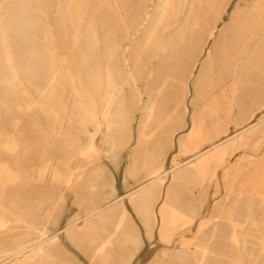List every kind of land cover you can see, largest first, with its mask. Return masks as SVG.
<instances>
[{
	"label": "rangeland",
	"instance_id": "374dc122",
	"mask_svg": "<svg viewBox=\"0 0 264 264\" xmlns=\"http://www.w3.org/2000/svg\"><path fill=\"white\" fill-rule=\"evenodd\" d=\"M18 1L26 25L8 24L0 29V237L32 226L37 230L29 231L32 252L41 246L57 249L52 260L43 264H91L96 246L112 235L114 221L88 223L84 218L145 183L149 172L169 169L172 158L183 162L192 157L191 145L198 144L199 151L207 146L195 139L186 150L179 152L177 147L178 139L190 128L192 83L231 14L243 18L257 0H173L175 8H168L158 27L162 40L156 47L153 34L147 47L143 38L159 18L161 0H81L76 42L66 19L71 17L68 6L72 0ZM218 12L222 17L214 37L189 79L191 92L185 97L183 113L178 106L182 93L179 89L175 94L171 84L179 85L180 80L173 75L172 65L166 66V53L158 46L186 17L192 24L196 18L211 19ZM88 24L95 40L88 36ZM249 30L253 37L247 44L252 48L264 31ZM2 33L7 37L10 60L2 46ZM259 45L264 49V42ZM110 48L116 53L114 64L120 72L115 78L126 85L120 103L110 109L115 125L108 131L102 121L92 136L96 122L91 116H100L107 94L105 69ZM256 66L245 82L246 91L237 93L241 111L252 115L249 123L264 117V60ZM219 70L204 76L203 89L220 81ZM214 93L206 91L203 100ZM144 109L145 130L153 138L145 160L137 152L138 123ZM123 112L130 117L128 126L120 116ZM246 125L237 129L231 125L227 135ZM209 127L204 123V129ZM235 145L196 185L177 187L162 231L159 221L154 226L148 222L147 231L134 207L123 200L130 222L122 234L137 235L141 244L128 255L129 247L116 235L106 264H153L163 249L169 251L155 264H168L170 257L171 264H193L197 243L210 244L206 264H264V129ZM190 192L193 206L185 210ZM164 194L165 186L159 196L153 192L148 196L152 212L154 208L158 213ZM70 223H76L71 236L57 235L59 247H53L50 238ZM213 226L217 230L210 240L197 239L208 235ZM182 253L188 256L178 262Z\"/></svg>",
	"mask_w": 264,
	"mask_h": 264
},
{
	"label": "bare ground",
	"instance_id": "6f19581e",
	"mask_svg": "<svg viewBox=\"0 0 264 264\" xmlns=\"http://www.w3.org/2000/svg\"><path fill=\"white\" fill-rule=\"evenodd\" d=\"M262 2L264 1L257 0L249 13L244 15L243 18L238 17L235 12L231 14L229 23L219 31L211 47L206 51L207 57L201 65L198 76L192 83V98L189 102L191 107L190 128L184 137L178 139L177 147L179 152L186 150L188 149L187 144L193 143L195 139L199 141V144L203 143L207 144V146L199 151L200 146L198 144L191 145V151L195 152L192 157L183 162H178L175 157L172 158L171 167L169 169L161 171L160 167L149 172L148 176L150 177L145 183L122 195L116 201H107V204L96 207L84 218L88 220V223L101 219L114 221L112 235L105 237V240L96 246L90 257L91 264L107 263L110 255L108 250L111 244L116 243L114 237L118 234L121 235V239L126 246L129 247V250L137 249V247L140 246L141 243L137 235L130 236L128 234H122V228L130 222L129 213L122 204L123 200L127 199L129 204L134 207L136 214L144 223L147 231H149L147 223L150 221H152L153 226L156 221H159L161 224L160 230H164L166 217L172 207V197L177 187L184 186L188 183L196 185L198 178L206 174L211 165H219L226 155L234 149L233 146H236L235 144L241 143L243 139L256 135L264 129V117H261L254 123H249L252 115L249 114L245 116L244 112L241 111L242 101L237 97V93L246 91L247 86L245 82L250 79L251 74L258 68L256 65L264 60V49L259 45L261 42H264V33L256 40V45H254V47L250 48L247 44L253 37V32H248L250 28L253 30L256 29L259 32L264 31V3ZM172 3L173 0H161L158 4L159 18L153 24L152 32H148L143 38L145 47H147L149 41L152 39V34L153 47L157 46L155 43L157 44L159 40H162L157 35L158 27L159 25H163L164 17L167 15V10L171 7ZM19 4L18 0H0V12L2 13V16L0 15L1 30L8 24H12L16 27L26 25L24 18H22L23 13L19 10ZM81 6V0H72L68 6V12H71V17L66 19L72 26V37L74 42L80 37L79 23L81 21ZM172 8H175L174 4ZM19 11L21 12L19 13ZM7 15H15V17L12 18L11 16V18H9ZM221 17V12H218L215 13L214 17L211 19L203 17L197 20L198 18H196L192 24H188V19L186 17L185 21L167 36L164 41L165 43L158 46L160 51L166 53L164 56L166 66L169 67L172 65L173 75L176 80H180L179 85L173 82H171V84L175 94H178L179 89L182 93V101L178 106H181L183 113L186 112L184 103L185 97L191 92L188 84L189 79L196 67L198 58L205 52L207 42L214 37L215 25L221 20ZM87 32L89 34L88 36L95 40L91 24H88ZM44 39L46 40L47 37L44 36ZM6 40L7 37L5 33H2V46L5 49L6 58L10 60V51L8 50ZM256 46L260 47L258 51L254 50ZM115 55L114 49L110 48L108 51V63L105 69L107 94L103 101V108L100 116L97 117L94 114L91 116L94 122H96V129L92 132L94 133L93 135L91 134L92 136L98 133L100 122H105L108 131L116 123L115 117L110 113V109L115 102L120 103V98H122V92L124 91L126 83L118 82L115 78L116 74H120L118 67L114 64ZM183 58L186 59L185 63L183 62ZM217 69H220L216 74L220 81L215 85L210 84L206 89H203L201 81L204 76L206 74L211 75V73H215ZM10 71L12 72V68H10ZM222 81H225V83H222ZM203 90H205V92L212 90L216 95H214V93V96L204 101L203 94L205 92H203ZM116 99H118V101ZM146 112L147 109H144L138 123L137 133V152L141 154L144 160L149 155L147 145L153 141V138L151 139L152 136L148 135L145 130V123L147 120ZM203 113H205L206 116H204ZM120 116L122 117V121L124 120V126H128L130 117L126 115V113ZM179 120L182 122L181 118H179ZM174 121H176L175 118ZM204 123L210 126L209 129H204ZM244 123L247 124L246 127L235 131L233 135H227L231 125L237 129L238 126H242ZM223 136H225V138H222ZM237 136L239 137L237 138ZM82 153L83 152H81L80 155H82ZM79 165L80 164H78V166ZM78 166L76 168H78ZM164 186L165 194L163 204L160 206L158 213L154 211V208L152 212V209L148 205V196L151 192L159 196ZM188 195V201L183 205L185 210L193 206L191 200L192 193L190 192ZM188 213L192 215L191 212L188 211ZM75 226L76 223H70L57 234L53 235L50 238L52 240L50 243L54 245L53 247H59L56 242L57 235L63 233L67 236H71L75 230ZM132 228L133 226L131 229ZM216 230L217 226H213L210 233L203 236L201 235V230L198 229L197 234L199 235L200 233L201 236L197 237V239L210 240L216 233ZM29 231L37 230L32 226H27L25 230L17 231L13 234H5L3 238L0 237V264H43L52 260L53 253L55 250L57 251V249H51L49 247V249L45 250L41 248V246L32 252V245H29L31 242ZM209 247L210 244L208 243L196 244V250L193 253L195 256L193 264H206V259L211 254L208 251ZM180 250L183 252L187 251L184 248H180ZM167 251H169V249L161 250L158 257L154 259L153 264L160 262L159 259L165 256ZM28 252L31 253L25 256ZM132 252L130 250L128 255H131ZM187 256L188 253H182L177 256V261L182 262ZM171 260L172 258L170 257L168 264L172 263Z\"/></svg>",
	"mask_w": 264,
	"mask_h": 264
}]
</instances>
